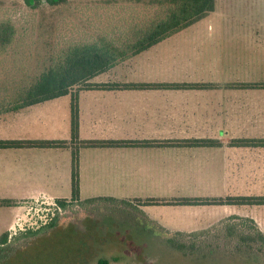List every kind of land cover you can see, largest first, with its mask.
Wrapping results in <instances>:
<instances>
[{"label": "crops", "instance_id": "crops-1", "mask_svg": "<svg viewBox=\"0 0 264 264\" xmlns=\"http://www.w3.org/2000/svg\"><path fill=\"white\" fill-rule=\"evenodd\" d=\"M255 35L243 45L252 47L243 50L247 54H241L240 63L234 62L238 49L167 44L171 38L92 80L151 87L79 91L80 140L131 142L79 149L80 199L264 196V45ZM217 48L223 55H200L202 49ZM70 101L66 95L2 112L0 140H69ZM189 140L208 144L171 145ZM141 141L152 144L134 143ZM70 178L69 148L0 149V201H14L15 208L24 200L68 199ZM157 207L167 206L147 208ZM174 207L184 208L175 227L148 215L187 233L202 232L231 216L250 218L264 231V206Z\"/></svg>", "mask_w": 264, "mask_h": 264}, {"label": "trees", "instance_id": "trees-1", "mask_svg": "<svg viewBox=\"0 0 264 264\" xmlns=\"http://www.w3.org/2000/svg\"><path fill=\"white\" fill-rule=\"evenodd\" d=\"M215 3L216 0H0V54L7 55L13 50L11 47L35 40L37 36L33 37V30L36 28V33L47 27H53L55 31L49 58L43 67L29 75L23 66L20 80H0V114L66 95L71 100L69 140H0V149L71 150L70 197L56 199L57 215L37 230L55 226L57 219L74 206L111 204L134 210L163 231L165 241L161 244L166 247L169 264H264V231L250 218L231 216L202 232L187 233L168 229L142 211L148 206H264V196L128 201L114 198L81 200L79 196V149L117 148L131 142L80 140L77 93L89 89L151 87L96 84L92 80L206 19L214 12ZM134 143L152 144L151 141ZM173 143L171 145L191 146L206 145L208 141ZM11 205L14 202L10 200L0 201V206ZM19 232L23 236L35 233L32 230ZM15 239L16 236H10L9 232L0 235V263L20 246L13 242ZM96 264L109 262L100 258Z\"/></svg>", "mask_w": 264, "mask_h": 264}, {"label": "rangeland", "instance_id": "rangeland-1", "mask_svg": "<svg viewBox=\"0 0 264 264\" xmlns=\"http://www.w3.org/2000/svg\"><path fill=\"white\" fill-rule=\"evenodd\" d=\"M36 30H33V37L37 36L34 42L28 40V46L19 44L11 47L13 50L9 54H0V80L17 81L24 72L23 66L27 74L32 75L45 65L55 31L53 27L38 33ZM250 34H256L254 38L264 45V0H216L214 12L209 17L167 44L225 45L223 51L238 49L239 55L234 62L240 63L241 54H247L243 50L252 47H243L250 44ZM220 50L202 49L200 55H223ZM55 200H24L20 209L14 205L0 206V234L9 232L10 236H16L13 242L20 245L0 264H96L100 258L108 260L109 264H169L166 247L161 244L165 241L163 231L129 208L111 204L74 206L57 219L55 226L37 230L57 215ZM145 208L142 211L147 216L149 213L170 227L180 224L179 215L184 209L173 206ZM29 230L35 233L23 236L19 232Z\"/></svg>", "mask_w": 264, "mask_h": 264}]
</instances>
